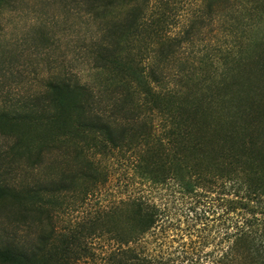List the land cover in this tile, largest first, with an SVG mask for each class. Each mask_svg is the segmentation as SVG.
I'll return each mask as SVG.
<instances>
[{
	"label": "trees",
	"instance_id": "trees-1",
	"mask_svg": "<svg viewBox=\"0 0 264 264\" xmlns=\"http://www.w3.org/2000/svg\"><path fill=\"white\" fill-rule=\"evenodd\" d=\"M76 10L95 27L83 53L92 80L60 73L40 94L0 104L5 158L34 168L52 143L72 169L50 187L0 179V203L41 218L46 193L76 183L87 195L107 181L101 160L125 158L143 193L108 214L110 264H174L163 235L198 223V247L219 236L206 264H264V37L251 38L264 0H76ZM215 35L219 52L195 61ZM69 250L40 231L28 245L0 240V264H69Z\"/></svg>",
	"mask_w": 264,
	"mask_h": 264
},
{
	"label": "rangeland",
	"instance_id": "rangeland-1",
	"mask_svg": "<svg viewBox=\"0 0 264 264\" xmlns=\"http://www.w3.org/2000/svg\"><path fill=\"white\" fill-rule=\"evenodd\" d=\"M95 36L91 21L77 12L76 0H11L0 13V104L4 100L22 101L40 94L45 84L60 73L75 79L77 75L82 82H90L93 76L83 62V53ZM216 36L206 38L208 44L201 48L195 61L217 54L222 43L221 37L217 39ZM263 37L264 24L252 29V42ZM213 63L218 64L217 72H220V63L214 60ZM11 144V139L0 137V179L17 191L38 184L52 186L59 171L66 166L61 162L60 151L52 143H49L40 166L31 168L24 161L12 162L9 157L5 158ZM101 161L107 167V181L103 185L88 191L87 195L79 193L78 188L76 190V183L69 191L46 193L42 205L45 213L41 218L36 212L26 213L18 206L0 203V240L28 245L34 243L42 231L57 244L64 243L71 248L66 256L69 264H76V258L78 264H110L109 256L117 243L107 233L110 228L108 214L114 207L121 208L128 196L143 192L132 178L125 158L115 159L113 163ZM71 166L70 163L66 167L72 169ZM173 213L174 220L180 219L179 224L184 230L190 223L184 220L185 213L181 215L179 208ZM115 225L118 226L116 222ZM86 226L90 229H83ZM201 227L198 223L193 231ZM193 231H182V238L180 233L177 237L172 230L163 235L161 246L175 260L174 264L208 262L206 254L219 240L217 231L212 233L213 240L209 245L199 247ZM188 232H191L190 236ZM173 237H177L175 242H172ZM217 257L215 251L213 258Z\"/></svg>",
	"mask_w": 264,
	"mask_h": 264
}]
</instances>
